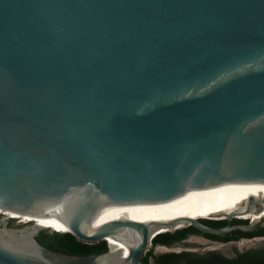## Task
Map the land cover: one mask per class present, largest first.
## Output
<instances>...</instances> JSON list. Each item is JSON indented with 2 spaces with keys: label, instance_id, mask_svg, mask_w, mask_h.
<instances>
[{
  "label": "water",
  "instance_id": "1",
  "mask_svg": "<svg viewBox=\"0 0 264 264\" xmlns=\"http://www.w3.org/2000/svg\"><path fill=\"white\" fill-rule=\"evenodd\" d=\"M234 183H264V0H0V209L108 245L63 254L37 240L48 227L0 218V264H146L181 221L253 231L238 213L90 227L117 207L217 203ZM263 211L250 196L244 214Z\"/></svg>",
  "mask_w": 264,
  "mask_h": 264
},
{
  "label": "trees",
  "instance_id": "2",
  "mask_svg": "<svg viewBox=\"0 0 264 264\" xmlns=\"http://www.w3.org/2000/svg\"><path fill=\"white\" fill-rule=\"evenodd\" d=\"M204 222L211 227H221L228 223L227 219H209ZM233 224L245 223L247 219H234ZM196 233L203 235L212 240L226 241L239 237H263L264 225H258L251 232H243L235 230L234 233L226 234H211L200 231L194 226H187L174 232H164L158 234L153 239V245H171L175 242H180L187 239L188 235ZM235 234V235H234ZM234 237V238H232ZM37 240L45 247L68 255L89 256L92 254H100L108 251L106 240L97 242H85L77 238L75 235L64 232H47L42 231ZM235 256H227L219 251L198 252V251H182V252H167L156 254L152 249H149L143 255V261L146 264H264V246L259 249H247L239 251L234 249Z\"/></svg>",
  "mask_w": 264,
  "mask_h": 264
},
{
  "label": "bare ground",
  "instance_id": "3",
  "mask_svg": "<svg viewBox=\"0 0 264 264\" xmlns=\"http://www.w3.org/2000/svg\"><path fill=\"white\" fill-rule=\"evenodd\" d=\"M253 196L255 199H264V183H234L229 195L220 202L205 205H192L181 207H169V208H126L117 207L106 213L99 221L91 222L90 227L107 222L117 218L127 217L133 220L147 222V221H169L177 218L190 217L195 219L200 218H212L220 217L226 218L229 214L238 213V218L252 219L253 222H257L264 217V211L260 214H244L245 204H248L249 197ZM0 212H4V219L14 220L17 217H21V222H35L36 224L44 227L51 225H62L54 216H30L23 215L17 212H11L0 209ZM187 222H178L173 226L164 228L162 231L174 230L178 228H184L188 226ZM157 236V234L155 235ZM155 236L152 238L154 239ZM109 246L112 250L123 248V245L115 240L107 239Z\"/></svg>",
  "mask_w": 264,
  "mask_h": 264
},
{
  "label": "rangeland",
  "instance_id": "4",
  "mask_svg": "<svg viewBox=\"0 0 264 264\" xmlns=\"http://www.w3.org/2000/svg\"><path fill=\"white\" fill-rule=\"evenodd\" d=\"M4 212H0V218H3L5 216L3 214ZM216 218V217H214ZM217 219H225V218H220L218 217ZM21 217H17L14 219V221H11L9 223V227L11 228H19L22 227L24 222H21ZM30 223V222H28ZM260 223H264V220L261 219ZM47 232H53V231H59V232H67L68 228H64L62 225H51L48 228ZM259 239H242L239 242H237L233 248H238L239 250H247L255 245H257ZM230 245L227 244H222L218 242H212L209 239L201 236H189L186 240L181 242L180 244L174 246V247H167L164 245H151L149 249H152L154 253L156 254H163L167 252H182V251H198V252H209L213 249L216 251H220L223 254L227 256L233 255L229 250H230Z\"/></svg>",
  "mask_w": 264,
  "mask_h": 264
},
{
  "label": "flooded vegetation",
  "instance_id": "5",
  "mask_svg": "<svg viewBox=\"0 0 264 264\" xmlns=\"http://www.w3.org/2000/svg\"><path fill=\"white\" fill-rule=\"evenodd\" d=\"M214 220V219H213ZM264 225V223H259L258 225ZM258 225H256L255 226V228L258 226ZM254 228V229H255ZM235 231V230H234ZM234 231H232L233 233H234ZM249 232V231H248ZM251 232V231H250ZM231 233V232H230ZM235 235V234H234ZM189 236H201V237H205V236H203V235H199V234H196V233H191V234H189L188 235V237ZM187 237V238H188ZM206 238V237H205ZM232 238H234V237H232ZM244 238H246V239H260V238H264V236L263 237H239V238H236V239H229V240H226V241H219V240H212V239H209V238H207V239H209L210 241H212V242H218V243H222V244H227V245H230V252L233 254V255H231V256H235V251H234V249L235 248H233L234 247V245L237 243V242H239L240 240H242V239H244ZM235 243V244H234ZM233 244V245H232ZM172 245V244H171ZM171 245H168V246H171ZM164 246H167V245H164ZM263 247V246H262ZM238 249V248H237ZM214 250V249H213ZM239 250V249H238ZM239 251H245V250H239ZM220 253H222V252H220ZM159 255V254H158Z\"/></svg>",
  "mask_w": 264,
  "mask_h": 264
},
{
  "label": "clouds",
  "instance_id": "6",
  "mask_svg": "<svg viewBox=\"0 0 264 264\" xmlns=\"http://www.w3.org/2000/svg\"><path fill=\"white\" fill-rule=\"evenodd\" d=\"M212 219H217V218H212ZM54 232V231H53ZM55 232H59V231H55ZM61 233V232H60Z\"/></svg>",
  "mask_w": 264,
  "mask_h": 264
}]
</instances>
